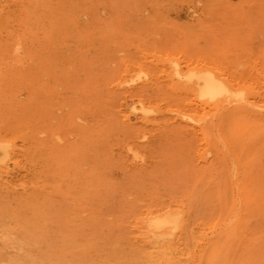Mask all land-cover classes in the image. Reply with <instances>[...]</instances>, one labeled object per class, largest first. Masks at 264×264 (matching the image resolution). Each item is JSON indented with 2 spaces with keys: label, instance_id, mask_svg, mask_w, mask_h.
Masks as SVG:
<instances>
[{
  "label": "rangeland",
  "instance_id": "374dc122",
  "mask_svg": "<svg viewBox=\"0 0 264 264\" xmlns=\"http://www.w3.org/2000/svg\"><path fill=\"white\" fill-rule=\"evenodd\" d=\"M0 149V264H264V0H0Z\"/></svg>",
  "mask_w": 264,
  "mask_h": 264
},
{
  "label": "bare ground",
  "instance_id": "6f19581e",
  "mask_svg": "<svg viewBox=\"0 0 264 264\" xmlns=\"http://www.w3.org/2000/svg\"><path fill=\"white\" fill-rule=\"evenodd\" d=\"M18 52V51H17ZM17 54V53H16ZM206 70V69H205ZM208 71V70H207ZM215 78V77H214ZM221 80H223V79H221ZM240 90V89H239ZM236 91V90H235ZM230 93H231V90H230V88L227 86V85H224V84H222V83H220V82H218V81H216V80H214L213 78H212V76L211 75H208L205 79H204V82H203V90H202V93H201V95L203 96V97H205L206 98V100L207 99H209V100H211V99H214V98H217V97H220L221 95H224V96H228V95H230ZM234 93V92H233ZM239 94V93H238ZM239 97V96H238ZM228 98V97H227ZM230 98V97H229ZM228 98V99H229ZM240 98V97H239ZM231 99V98H230ZM235 99V98H234ZM212 101V100H211ZM233 101H235V100H233ZM237 101V100H236ZM240 101V100H239ZM208 104V103H207ZM216 107V106H215ZM200 120H202V118H200ZM202 121H204V120H202ZM198 122V121H197ZM4 148H5V146H4ZM8 148V147H7ZM1 150V149H0ZM4 150V149H3ZM131 150V149H130ZM2 152V151H1ZM132 152V151H131ZM6 153H8V152H6ZM133 154H134V152H132ZM4 154V153H3ZM2 154V155H3ZM5 157V156H4ZM136 158V157H135ZM138 158V157H137ZM3 161V160H2ZM238 161H240L239 159H238ZM232 163V162H231ZM12 164V163H11ZM238 164H239V162H238ZM241 164H243L242 162H241ZM231 165H234V164H231ZM239 166V165H238ZM241 166V165H240ZM240 166H239V169H241L240 168ZM233 167V166H232ZM242 167V166H241ZM231 172V171H230ZM34 188V187H33ZM237 189V188H236ZM244 196V195H243ZM242 198V197H241ZM244 198V197H243ZM241 200H243V199H241ZM241 202V201H240ZM243 202V201H242ZM241 202V203H242ZM169 212V211H168ZM167 212V213H168ZM171 212H174L175 214H176V212L175 211H171ZM182 212V211H181ZM165 213H166V211H165ZM167 213H166V215H167ZM173 213V214H174ZM178 213V212H177ZM152 214V213H151ZM150 214V215H151ZM170 214V213H169ZM236 214V213H235ZM162 215V214H161ZM183 215V214H182ZM234 215V214H233ZM163 216H164V213H163ZM177 216V215H176ZM151 216H149V218H150ZM153 217V216H152ZM154 217H155V215H154ZM157 217V216H156ZM178 217H179V213H178ZM183 217V216H182ZM181 217V218H182ZM147 218V217H146ZM148 219V218H147ZM233 219H234V217H233ZM183 220V219H182ZM177 221L178 220H176V218L175 217H168V218H165V219H163V220H154V221H152L151 223H150V227H152V229H153V231L152 230H150V232H152V233H154V232H158L159 234H161L160 233V230H162L165 226H171L170 228H172V230H175V229H177L179 226H178V223H177ZM184 221V220H183ZM183 223V222H182ZM185 223V222H184ZM184 223H183V225H184ZM229 224H231V223H229ZM180 225V224H179ZM182 225V226H183ZM187 225V224H186ZM181 226V225H180ZM189 226V224L187 225V227ZM166 229H167V227H165ZM229 228V227H228ZM169 229V228H168ZM179 229V228H178ZM185 229V228H184ZM188 230H189V228H187ZM186 229V230H187ZM226 229V228H225ZM164 230V229H163ZM163 230H162V232H163ZM170 230V229H169ZM168 230V231H169ZM180 230H181V227H180ZM187 230V231H188ZM148 231H149V229H148ZM177 231V230H176ZM183 231V230H182ZM149 232V233H150ZM171 232V231H170ZM175 232V231H174ZM190 232H192V231H190ZM163 233H165V231L163 232ZM162 233V234H163ZM169 232H166L165 234H168ZM186 234H187V232H185ZM159 234H158V236H159ZM170 234V233H169ZM182 234H184V233H182ZM193 234H194V232H193ZM154 235H156V234H154ZM223 235V234H222ZM221 235V236H222ZM187 236H188V234H187ZM190 236V235H189ZM191 236H193L192 234H191ZM201 237V236H200ZM166 238V237H165ZM192 238V237H191ZM194 239H195V236L193 237ZM192 238V239H193ZM187 239H188V237H187ZM197 239V238H196ZM163 240H164V238H163ZM189 240H190V237H189ZM197 240H200V239H197ZM196 240V241H197ZM191 241H193V240H191ZM196 241H194V242H196ZM212 242V241H211ZM189 243H191V242H189ZM197 245V243H194V245H193V242H192V244H190V245H193V246H196ZM211 244V243H210ZM209 245V244H208ZM217 245H218V243H217ZM219 246H222L221 244L219 245ZM218 246V247H219ZM234 245H232V247H233ZM236 246H237V244H236ZM208 247V246H207ZM209 247H210V245H209ZM212 247V246H211ZM217 247V246H216ZM215 247V248H216ZM217 247V248H218ZM232 247L230 248L231 250H232ZM222 248L223 247H221V249H220V252H221V250H222ZM233 248H235V246L233 247ZM206 250V249H205ZM210 250V249H209ZM215 250V249H214ZM236 250V249H235ZM234 249H233V251H231L232 253H235L234 251H235ZM207 251H208V248H207ZM218 251V250H217ZM192 252V251H191ZM216 252V251H215ZM215 252H214V254H215ZM223 252V251H222ZM228 252V251H227ZM230 252V250H229V253H231ZM202 253V252H201ZM204 253H206L205 254V256H203L202 255V259H204L205 257H208V260L210 259L209 257H211V256H206L207 254L209 255V253H212L211 252V250L209 251V252H204ZM217 253V256H218V252H216ZM228 253V254H229ZM231 253V254H232ZM221 254V253H220ZM219 254V255H220ZM226 255H223L222 254V256H228L227 255V253H225ZM189 255V254H188ZM191 256H192V254H190ZM211 255H213V254H211ZM234 255V254H233ZM232 255V256H233ZM214 257V256H213ZM220 257H221V255H220ZM229 257V256H228ZM234 257V256H233ZM242 257V256H241ZM212 259V258H211ZM221 259H222V257H221ZM198 260V259H197ZM219 260H220V258H219ZM234 260V259H233ZM199 261L200 260H198V264H199ZM202 261V260H201ZM200 261V262H201ZM205 261L207 262V260H205L204 259V263L203 264H205ZM211 261V260H210ZM215 261V260H214ZM212 262V261H211ZM221 262L222 261H220V264H221ZM195 263V262H194ZM219 263V262H218ZM202 264V263H201ZM208 264V263H207ZM214 264H215V262H214ZM217 264V263H216Z\"/></svg>",
  "mask_w": 264,
  "mask_h": 264
}]
</instances>
